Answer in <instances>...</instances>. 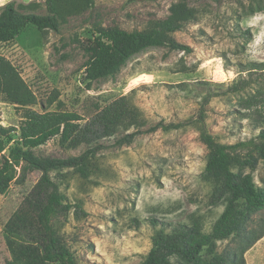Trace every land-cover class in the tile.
Instances as JSON below:
<instances>
[{
    "label": "rangeland",
    "instance_id": "obj_1",
    "mask_svg": "<svg viewBox=\"0 0 264 264\" xmlns=\"http://www.w3.org/2000/svg\"><path fill=\"white\" fill-rule=\"evenodd\" d=\"M10 1L37 2L42 5L37 11L46 12V0H0V11ZM175 5L195 13L173 34L191 51L152 46L124 62L113 75L87 78L97 27L142 30L169 18ZM3 61L17 68L35 94L34 109L82 117L69 137L56 135L35 149L41 159L81 156L89 145L71 144L74 130L123 97L141 111L147 130L162 121L198 117L209 96L204 122L145 131L121 142L126 132L120 130L98 142L102 147L88 160V177L74 168L51 171L66 201L74 204L68 218L56 225L78 264H142L161 228L169 231L197 223L206 233L212 230L228 199L216 205L210 202L213 183L206 174L209 149L202 130L227 144L260 131L255 115L242 105L256 91V83L239 93L229 91L228 85L242 77L250 79L253 67L264 71L259 64L264 63V0H95L94 6L68 14L58 30L31 25L11 41L0 40ZM23 114L21 104L0 93V125L17 128L8 145L21 140ZM8 155L9 148L0 154V164ZM247 171L264 187L262 162ZM41 175L33 170L24 182L13 181L0 194V264H28L30 259L44 264L38 244L6 229ZM263 217L264 210L254 214L249 228H257ZM241 245L240 240L230 239L221 241L218 250L233 257ZM245 257L247 264H264V237Z\"/></svg>",
    "mask_w": 264,
    "mask_h": 264
},
{
    "label": "trees",
    "instance_id": "obj_2",
    "mask_svg": "<svg viewBox=\"0 0 264 264\" xmlns=\"http://www.w3.org/2000/svg\"><path fill=\"white\" fill-rule=\"evenodd\" d=\"M94 5L95 0H46V12L43 13L37 11L42 7L40 3L10 1L0 11V40L11 41L19 31L31 25L40 30H58L68 14ZM194 14L190 9L175 5L169 18L155 21L142 30L97 27L93 56L86 64L87 78L94 81L113 75L124 62L152 46L191 51L189 45L176 41L173 34ZM259 64L264 66V63ZM259 72L257 67H253L249 72L250 79L242 77L228 85L229 91L239 93L256 83V91L247 96L242 105L255 115L259 133L227 144L219 142L206 129L202 130V138L209 149L206 174L213 183L210 202L216 205L227 198L226 208L207 233L197 223L177 225L169 231L161 228L142 264H247L246 252L264 237V217L257 228H249L251 217L264 210V187L255 182L251 171H247L255 169L260 162L264 164V74L258 77ZM0 93L24 108L20 125L21 140L16 145L8 144L14 140L11 132L17 128L0 125V154L9 148V155L0 164V194L13 181L24 182L31 171L42 172L6 229L11 235L38 244L41 248L39 260L44 264H78L75 253L62 240L56 225V222L68 218L74 204L66 201L59 183L51 176L52 170L74 168L82 176L88 177L91 171L88 160L102 147V143H98L101 139L115 136L122 130L126 133L118 140L121 142L145 131H170L196 121L204 122L205 105L209 100L207 96L202 102L198 117L181 122L162 121L144 130L146 121L143 114L130 103L129 97H123L74 130L69 142L74 145L86 142L89 145L81 156L41 159L37 157L35 149L56 135H67L82 117L69 111L40 112L34 109L35 94L17 68L7 61L0 63ZM132 128L135 131L129 132ZM230 239L242 243L233 257L218 250L221 241ZM28 264H35V261L30 259Z\"/></svg>",
    "mask_w": 264,
    "mask_h": 264
}]
</instances>
